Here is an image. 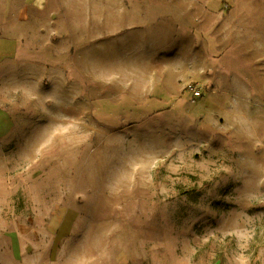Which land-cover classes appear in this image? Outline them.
<instances>
[{"label": "rangeland", "instance_id": "rangeland-1", "mask_svg": "<svg viewBox=\"0 0 264 264\" xmlns=\"http://www.w3.org/2000/svg\"><path fill=\"white\" fill-rule=\"evenodd\" d=\"M0 264H264V0H0Z\"/></svg>", "mask_w": 264, "mask_h": 264}, {"label": "built area", "instance_id": "built-area-1", "mask_svg": "<svg viewBox=\"0 0 264 264\" xmlns=\"http://www.w3.org/2000/svg\"><path fill=\"white\" fill-rule=\"evenodd\" d=\"M189 88L195 95H199V91L195 87L189 86Z\"/></svg>", "mask_w": 264, "mask_h": 264}]
</instances>
